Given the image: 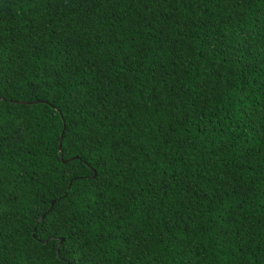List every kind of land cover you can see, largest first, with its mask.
Segmentation results:
<instances>
[{"label":"trees","instance_id":"1","mask_svg":"<svg viewBox=\"0 0 264 264\" xmlns=\"http://www.w3.org/2000/svg\"><path fill=\"white\" fill-rule=\"evenodd\" d=\"M0 98V264H264V0H0Z\"/></svg>","mask_w":264,"mask_h":264},{"label":"water","instance_id":"2","mask_svg":"<svg viewBox=\"0 0 264 264\" xmlns=\"http://www.w3.org/2000/svg\"><path fill=\"white\" fill-rule=\"evenodd\" d=\"M62 140H63V137L61 138V145H60V150L62 149ZM76 159H78L77 157H74V158H72V159H70L69 161H74V160H76ZM66 163V162H65ZM94 171V177L96 178L97 177V172L95 171V170H93ZM44 218V216H42L41 217V219H40V222L42 221V219ZM63 242V241H62ZM59 252V251H58Z\"/></svg>","mask_w":264,"mask_h":264},{"label":"snow or ice","instance_id":"3","mask_svg":"<svg viewBox=\"0 0 264 264\" xmlns=\"http://www.w3.org/2000/svg\"><path fill=\"white\" fill-rule=\"evenodd\" d=\"M0 99H2V98H0ZM66 264H68V262H66Z\"/></svg>","mask_w":264,"mask_h":264}]
</instances>
